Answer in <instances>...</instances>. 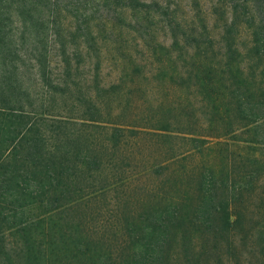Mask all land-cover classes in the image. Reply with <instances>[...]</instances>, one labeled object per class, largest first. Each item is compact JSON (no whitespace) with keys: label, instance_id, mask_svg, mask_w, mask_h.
I'll use <instances>...</instances> for the list:
<instances>
[{"label":"trees","instance_id":"1","mask_svg":"<svg viewBox=\"0 0 264 264\" xmlns=\"http://www.w3.org/2000/svg\"><path fill=\"white\" fill-rule=\"evenodd\" d=\"M158 26L169 44L143 38L142 60L123 47ZM141 79L184 86L198 128H179L169 94L133 110ZM141 144L161 146L166 173L113 243L69 210L122 183L79 182L108 151ZM237 229L264 264V0H0V264H206Z\"/></svg>","mask_w":264,"mask_h":264},{"label":"rangeland","instance_id":"2","mask_svg":"<svg viewBox=\"0 0 264 264\" xmlns=\"http://www.w3.org/2000/svg\"><path fill=\"white\" fill-rule=\"evenodd\" d=\"M183 2H186V0H183ZM152 32L153 31L145 35H139L134 32L129 33L125 36L122 45L124 48L131 50L137 58L142 60L146 57V49L143 48L142 43L143 38H146L145 43L150 45H153V40L156 42H165L166 44L170 43V32H168L167 29H161L159 27L154 33ZM159 56L160 53L157 51L154 58ZM104 68L106 74L113 72L115 63L109 60L105 64ZM139 84L142 86V90L130 95L131 98L140 102V105L133 109L138 111V114L142 115L147 111H151L149 109V102L156 103L161 97L166 98V94H169L170 99H167L166 102H170L173 111L175 110L173 116L175 118L180 117L181 120L185 122L179 123V128L182 130H186V128L189 130L198 128L197 125L193 124L186 127V113L188 110H186V100L184 98V91L186 88L184 86L177 87L174 83L159 82L157 80H153L148 83L144 79H141ZM166 112L167 109L161 110L163 115ZM174 142L178 143V141ZM179 144H183V146L186 147L185 141L179 142ZM160 149V145L151 146L148 144L145 146L141 144L139 146L132 145L126 149L124 147L123 149L114 152L111 150L108 151V155L103 158V160L109 162V164H107L108 168L105 169L104 167V170L95 177L93 183H91L92 181L88 182V180H84L82 178H79V182L81 186L91 185L87 187V192L94 191L101 186H105V183L110 180V177L115 181L123 178L122 183H116L115 185H111L106 188L107 194H105V198H103L104 196L94 197L91 201H88L84 207L78 206L73 208V210H69L72 211V214H69L70 217L73 220L76 218H83L88 219L89 222L91 221L92 224L95 225H105L107 238L109 240L111 239L110 242L115 243L114 239L116 236H114V233L110 228H120L122 225V220L120 218L123 217L121 212L126 214L129 211L140 210V197L143 196V192L150 188L157 191L162 187L161 180L163 179L166 171L161 170L163 174L159 175V171L154 172L152 169L154 164L160 163L159 161L165 157V153L162 154ZM116 196H122L125 201H122L120 205L111 203L110 199H113V197ZM118 213L120 216L117 215ZM235 231L237 238L235 250L230 249L231 251L229 250L228 252L224 249L217 248L215 251H208L202 255L206 264H214L219 254L225 255V258L230 261V263L228 262L229 264H260L257 254L261 251L260 245L257 242H251L249 239H243V237H240L242 234L244 235V230L237 229ZM194 244L201 245V242H194ZM209 247L210 246H207L206 248Z\"/></svg>","mask_w":264,"mask_h":264}]
</instances>
